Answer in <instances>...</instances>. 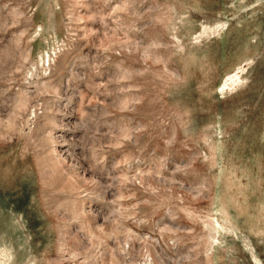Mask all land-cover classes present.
<instances>
[{
	"label": "rangeland",
	"instance_id": "1",
	"mask_svg": "<svg viewBox=\"0 0 264 264\" xmlns=\"http://www.w3.org/2000/svg\"><path fill=\"white\" fill-rule=\"evenodd\" d=\"M0 264H264V0H0Z\"/></svg>",
	"mask_w": 264,
	"mask_h": 264
}]
</instances>
